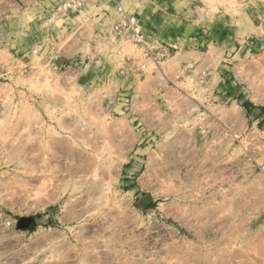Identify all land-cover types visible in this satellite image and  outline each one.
I'll return each mask as SVG.
<instances>
[{
	"label": "rangeland",
	"instance_id": "rangeland-1",
	"mask_svg": "<svg viewBox=\"0 0 264 264\" xmlns=\"http://www.w3.org/2000/svg\"><path fill=\"white\" fill-rule=\"evenodd\" d=\"M58 1L0 0V264H264V0Z\"/></svg>",
	"mask_w": 264,
	"mask_h": 264
},
{
	"label": "built area",
	"instance_id": "built-area-1",
	"mask_svg": "<svg viewBox=\"0 0 264 264\" xmlns=\"http://www.w3.org/2000/svg\"><path fill=\"white\" fill-rule=\"evenodd\" d=\"M86 2L87 0H60L48 12L47 18L66 19L84 9ZM117 11L122 15V18L114 25V30H128L131 39L140 47L142 56L148 57L155 65L168 58L169 46L158 40H149L147 34L141 30L138 19L134 15L126 13L120 4H117ZM45 24L46 22H43V25ZM35 53L36 50L31 52L32 55Z\"/></svg>",
	"mask_w": 264,
	"mask_h": 264
},
{
	"label": "crops",
	"instance_id": "crops-1",
	"mask_svg": "<svg viewBox=\"0 0 264 264\" xmlns=\"http://www.w3.org/2000/svg\"><path fill=\"white\" fill-rule=\"evenodd\" d=\"M171 1H176V0H161V3H162V5H166V4L170 3ZM165 10L167 11V9H165ZM165 14H166V12L164 10H162V13L160 14V16L157 15L156 11L153 12V14L150 13L151 17L149 19V24L152 27H149V28L151 29L150 32L153 34V36H157V37L158 36L159 37L165 36V38L168 40V38H170L169 36L177 35V33H175V32L177 31L178 28H176V26L170 28V26L167 25ZM158 20L162 21V24H160V26L156 25L158 23ZM0 26H2V25H0ZM23 45H21V46H23ZM17 46L18 45H14V50L17 49ZM23 47H25V46H23Z\"/></svg>",
	"mask_w": 264,
	"mask_h": 264
}]
</instances>
